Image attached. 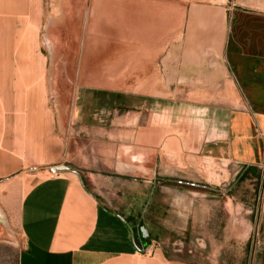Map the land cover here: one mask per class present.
<instances>
[{"label": "crops", "instance_id": "1", "mask_svg": "<svg viewBox=\"0 0 264 264\" xmlns=\"http://www.w3.org/2000/svg\"><path fill=\"white\" fill-rule=\"evenodd\" d=\"M77 4L89 6L80 37V11L70 8ZM44 5L0 0V199L17 200L11 211L22 239L18 264H229L214 253L193 259L161 246L154 226L161 208L157 178L173 188L163 195L165 231L182 230L193 212L200 220L204 207L177 204L184 178L160 161L108 159L110 145L125 143L106 139L145 135L163 110L164 127L171 126L173 86L184 97L179 102L227 103L211 110L217 138L203 143L200 154L238 166L235 178L248 173L258 184V206L264 200V0H52L48 12ZM92 102L117 117L110 124L115 130L101 115L102 125L86 124ZM125 118H132V132ZM76 120L84 122L79 129ZM86 131L102 140L88 143L78 136ZM133 146L152 149L145 141ZM68 148L99 157L66 162ZM59 166L67 170L50 177ZM44 169L47 178L27 175Z\"/></svg>", "mask_w": 264, "mask_h": 264}, {"label": "rangeland", "instance_id": "2", "mask_svg": "<svg viewBox=\"0 0 264 264\" xmlns=\"http://www.w3.org/2000/svg\"><path fill=\"white\" fill-rule=\"evenodd\" d=\"M51 1L45 0L46 5H44V8L47 12L50 9L52 11V7L49 5ZM188 1L219 3L220 0ZM59 8L64 10L68 6L61 5ZM70 8L72 10L76 8L80 11V16L76 19L77 26L80 28V37V34L83 33L81 31L83 27H80L83 24L82 14L89 6H78L77 4V6L73 5ZM56 10L54 9V12ZM178 90V87L173 86L172 94L167 96L173 100L172 110L175 109V113L172 115L171 126L164 127V122L168 120V117H163L164 110L163 112L161 110L160 116L156 117L157 122L154 124V128H149V131L145 135L139 134L135 136L132 133H125L124 135L117 134L116 136L114 133L108 134L106 140H109V143L122 141L125 144L123 145L124 148L121 149L120 147L117 149L115 145H110L107 157L108 159L117 157L124 159L136 158L141 159V161H149V163L155 159L157 162L160 161L161 164L167 167V170L171 171L172 169V171L184 178L185 184H183L182 188L185 192L182 195L178 194L177 204L188 208L190 211L195 205H202L204 207V210H201L203 215H201L200 220V214L195 215L193 212L192 215L187 216L182 230H173L174 232L171 233L165 231L163 228L162 211L164 203L163 195L165 190L169 191L173 190V188L169 186L170 184L162 182V180L158 181V178L156 179V205L161 208L158 209L156 214L157 223L154 226L156 234L159 237V243L162 247L163 243L166 244L165 250H168L172 254L193 257V259L196 255L200 257L201 252H203V255L214 253L216 257L228 259L229 264H261L259 260L261 257H264V200L260 199L258 206L256 205L257 198L255 197H257L258 184L251 179L238 182L231 190V202H224L222 194L227 190L232 181L235 180L234 175L239 167L229 165L223 161H215L207 158L206 154H200V148L203 143L211 142L217 138L218 128H216V125L218 126V123L214 122V124L211 123L212 125H210V121L212 120L211 110L218 106L222 108L227 107V103L210 101L179 102L184 97L180 96ZM71 95L69 97L70 106H72L71 101H73ZM159 96L163 97L164 95ZM174 100L177 101L174 102ZM179 104L190 105L188 106L190 109H186L185 107L176 108V105L178 106ZM99 106V104L91 103L89 114L93 115V120L89 118L86 124L93 122L94 125H102L99 122L100 118L97 117V115H101L102 121L111 128L109 131L115 130L110 124L117 117L115 115H108L110 111H106V108H103L104 106L100 110ZM80 108V99L77 96L75 109L80 110ZM215 112L214 115H221V113ZM125 119L127 122L125 121L124 124L126 123L129 126L125 127V130L132 132L131 130H134L131 128L132 118ZM81 123L84 122L76 120L74 124L77 126H73V128L79 129L78 126ZM86 128L88 127L86 126ZM213 129L216 132V136L213 133ZM220 130H222V127ZM78 136L86 138L88 143L102 140L100 134H91L90 131H86V134H78ZM69 141H74L73 135ZM138 141L147 142L148 146L150 145L149 147H152V149H133V144ZM97 157L99 155L94 152L89 153L86 150L78 151L68 148L65 150L64 160L73 163L75 159L85 160L90 158L89 160H91V158L97 159ZM174 166L182 171L177 172ZM32 174H38L37 176L42 179L49 177L50 173L49 170L45 169L42 171H28L27 173V175ZM160 175H163V173L160 172ZM218 189L221 191L217 194L216 191ZM15 201H17L15 198L0 199V264H17L16 262L19 259L22 248V239L19 236L17 223L13 217L15 212L11 211V208L14 210L16 207ZM11 205L13 206L10 207ZM5 208H8V216L5 214ZM217 224L218 229L216 228ZM198 262L206 264V261Z\"/></svg>", "mask_w": 264, "mask_h": 264}, {"label": "trees", "instance_id": "3", "mask_svg": "<svg viewBox=\"0 0 264 264\" xmlns=\"http://www.w3.org/2000/svg\"><path fill=\"white\" fill-rule=\"evenodd\" d=\"M249 174L253 175V171H249ZM248 177H249V175L246 172H243L242 174H239L235 178V180L227 187V190L222 195L232 197V194H230V193H231V190L234 188V186L236 184H238V182L248 179ZM16 263L18 264L19 260Z\"/></svg>", "mask_w": 264, "mask_h": 264}, {"label": "water", "instance_id": "4", "mask_svg": "<svg viewBox=\"0 0 264 264\" xmlns=\"http://www.w3.org/2000/svg\"><path fill=\"white\" fill-rule=\"evenodd\" d=\"M67 168L65 166H59V167H53L51 169V173H57V172H62V171H66Z\"/></svg>", "mask_w": 264, "mask_h": 264}, {"label": "built area", "instance_id": "5", "mask_svg": "<svg viewBox=\"0 0 264 264\" xmlns=\"http://www.w3.org/2000/svg\"><path fill=\"white\" fill-rule=\"evenodd\" d=\"M55 174H50V177H53Z\"/></svg>", "mask_w": 264, "mask_h": 264}, {"label": "bare ground", "instance_id": "6", "mask_svg": "<svg viewBox=\"0 0 264 264\" xmlns=\"http://www.w3.org/2000/svg\"><path fill=\"white\" fill-rule=\"evenodd\" d=\"M117 25V24H116ZM111 30V29H110Z\"/></svg>", "mask_w": 264, "mask_h": 264}]
</instances>
